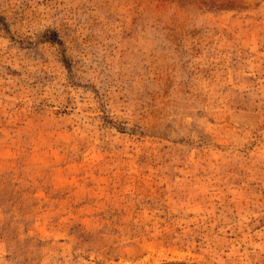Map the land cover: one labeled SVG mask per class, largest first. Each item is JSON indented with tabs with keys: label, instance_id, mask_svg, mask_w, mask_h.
Listing matches in <instances>:
<instances>
[{
	"label": "rangeland",
	"instance_id": "1",
	"mask_svg": "<svg viewBox=\"0 0 264 264\" xmlns=\"http://www.w3.org/2000/svg\"><path fill=\"white\" fill-rule=\"evenodd\" d=\"M264 264V0H0V264Z\"/></svg>",
	"mask_w": 264,
	"mask_h": 264
},
{
	"label": "trees",
	"instance_id": "2",
	"mask_svg": "<svg viewBox=\"0 0 264 264\" xmlns=\"http://www.w3.org/2000/svg\"><path fill=\"white\" fill-rule=\"evenodd\" d=\"M160 264H190V263H184V262H163V263H160Z\"/></svg>",
	"mask_w": 264,
	"mask_h": 264
}]
</instances>
